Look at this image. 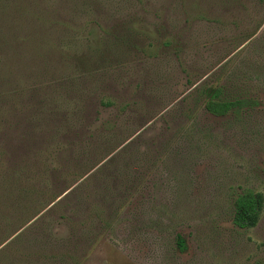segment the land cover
I'll list each match as a JSON object with an SVG mask.
<instances>
[{
	"label": "rangeland",
	"instance_id": "1",
	"mask_svg": "<svg viewBox=\"0 0 264 264\" xmlns=\"http://www.w3.org/2000/svg\"><path fill=\"white\" fill-rule=\"evenodd\" d=\"M0 264H264V0H0Z\"/></svg>",
	"mask_w": 264,
	"mask_h": 264
},
{
	"label": "trees",
	"instance_id": "2",
	"mask_svg": "<svg viewBox=\"0 0 264 264\" xmlns=\"http://www.w3.org/2000/svg\"><path fill=\"white\" fill-rule=\"evenodd\" d=\"M219 91L214 89L205 102L207 111L214 116H227L254 104L249 98L222 99ZM262 205V196L253 190L239 194L235 200L234 224L240 228L256 225Z\"/></svg>",
	"mask_w": 264,
	"mask_h": 264
},
{
	"label": "flooded vegetation",
	"instance_id": "3",
	"mask_svg": "<svg viewBox=\"0 0 264 264\" xmlns=\"http://www.w3.org/2000/svg\"><path fill=\"white\" fill-rule=\"evenodd\" d=\"M214 116V115H213ZM217 117V116H216Z\"/></svg>",
	"mask_w": 264,
	"mask_h": 264
}]
</instances>
